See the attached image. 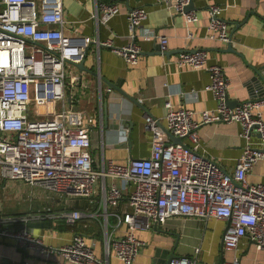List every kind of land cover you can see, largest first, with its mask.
<instances>
[{
	"label": "built area",
	"instance_id": "2783aa9c",
	"mask_svg": "<svg viewBox=\"0 0 264 264\" xmlns=\"http://www.w3.org/2000/svg\"><path fill=\"white\" fill-rule=\"evenodd\" d=\"M157 1L183 16L187 25L199 21L195 8L187 10L191 0ZM93 2L88 19L98 25L121 11L118 2ZM224 10L218 4L206 8V36L229 45L234 39L222 17ZM147 16L144 6L129 10L130 42L125 45H116L110 38L94 41L111 48L130 65L141 57L137 37L157 41L164 55L169 38L145 29ZM65 23L63 0H0V179L49 189L66 200L89 197L105 205L117 204L127 193L131 209L119 218L127 230L123 236L106 237L104 257L81 234L65 245L53 246L32 228L3 227L1 221L0 241L11 240L45 259L60 253L71 264H112V258L133 264L147 245L137 236L139 230L160 227L171 218L189 217L226 221L222 240L227 250L238 249L244 239L264 250V184L248 181L255 164L264 158V97L229 106L226 99L231 81L223 67L209 63L205 48L181 51L172 63L179 69L205 70L209 74L205 90L213 93L218 104L193 111L173 108L168 102L165 125L158 117L145 116V129L152 134L148 157L130 158L125 164L103 159L100 167H94L89 127L82 114L66 104L65 95L68 64L82 62L91 39L73 42L64 33ZM192 36L189 30L186 37ZM70 77L73 86L83 80L79 74ZM107 91L112 89L107 87ZM55 103L60 107L50 109ZM219 121H238L243 128L246 144L232 172L219 166L201 145L200 126ZM168 132L183 138L182 143H174ZM83 216L77 210L64 214L72 224ZM199 252L198 247L195 254ZM170 264L205 263L182 256L171 259ZM226 264H242L241 258L235 255Z\"/></svg>",
	"mask_w": 264,
	"mask_h": 264
},
{
	"label": "crops",
	"instance_id": "0c3cea01",
	"mask_svg": "<svg viewBox=\"0 0 264 264\" xmlns=\"http://www.w3.org/2000/svg\"><path fill=\"white\" fill-rule=\"evenodd\" d=\"M104 1L120 3L121 11L107 23L98 25L88 19L93 0H63L65 35L73 42L91 39L82 60L84 68L68 64L71 68L65 83V95L66 104L81 113L83 123L89 127L94 167H100L103 159L125 164L130 158L148 157L152 134L145 129V116L158 117L165 125L163 117L168 112V102L173 108L193 111L212 109L218 104L213 93L205 90L209 83V74L205 70L179 69L172 63L181 51H192L197 47L207 50L209 63L222 66L231 81L227 91L232 104L255 98L258 79L264 76V0H194L199 21L192 25H187L183 16L170 12L157 0ZM210 4L225 6L222 17L231 29L234 39L231 45L207 38L209 18L206 8ZM136 6H144L148 11L143 23L145 29L169 38L168 56L159 52L157 41L137 37L141 57L136 65H130L111 48L95 43L94 40L107 38L116 45L129 43L128 12ZM189 30L193 31L191 39L186 37ZM72 73L83 76L82 82L73 86ZM108 81L117 88L107 91ZM49 107L56 109L58 105L55 103ZM199 129L206 154L224 170L232 172L246 144L241 135V123L219 121L203 124ZM10 180L0 182L7 187ZM248 181L264 184V158L255 164ZM101 184L98 183L100 196ZM19 185V190L28 192V208L16 209L11 214L0 213L3 227L18 228L11 226L12 222H24L25 226L42 235L46 244L53 246L65 245L75 234H81L101 257L107 248L106 237H120L127 230L126 224L119 222L123 212L131 209L127 193L117 204L105 205L89 197L66 200L49 189L23 181ZM11 208H15L14 205ZM73 210L81 211L84 216L72 224L66 222L64 214ZM225 227L226 221L218 219L203 221L178 217L168 219L160 227L141 229L137 236L147 245L133 264H152L156 253L162 252L166 258L170 255L172 259L196 257L205 264H226L235 255L241 258L242 264H264V250L249 239H244L238 249H225L222 240ZM198 247L200 252L196 255ZM111 261L112 264H121L115 258ZM0 264L71 263L66 262L60 253L45 259L32 249L2 239Z\"/></svg>",
	"mask_w": 264,
	"mask_h": 264
},
{
	"label": "rangeland",
	"instance_id": "374dc122",
	"mask_svg": "<svg viewBox=\"0 0 264 264\" xmlns=\"http://www.w3.org/2000/svg\"><path fill=\"white\" fill-rule=\"evenodd\" d=\"M72 71L76 72L74 69ZM59 107L60 106H58V108ZM19 182V180H10V184L8 183L7 187L0 182V213L11 214V212L16 211V209L17 211H23L28 208L26 205L29 203L28 192L26 191L23 193L21 189H18L21 188ZM36 189L38 190L39 188ZM12 205H14L15 208H11Z\"/></svg>",
	"mask_w": 264,
	"mask_h": 264
},
{
	"label": "water",
	"instance_id": "95a60500",
	"mask_svg": "<svg viewBox=\"0 0 264 264\" xmlns=\"http://www.w3.org/2000/svg\"><path fill=\"white\" fill-rule=\"evenodd\" d=\"M193 8H195V6H194V0H191V3H190V5L187 7V10H191V9H193ZM229 45H231V43H229ZM159 46V45H158ZM159 52H160V50H159ZM161 53V52H160ZM166 56H168V51L166 52V54H165ZM78 68H80V69H82V68H84V63L83 62H81V63H74ZM108 84H109V87L110 88H117V87H115L114 86V84L113 83H110L109 81H108ZM257 93H254V95L253 96H255V98H262V97H264V76L263 75H261V78H259L258 79V83H257ZM135 101H137V100H135ZM226 101H227V104L229 105V106H235V105H240V104H242L241 102H236L237 104H232V102H230V100H229V97H228V95H227V99H226ZM168 134H169V136H170V138L172 139V141L174 142V143H176V142H179V143H182V141H183V138H181L180 136H174V135H172L171 133H169L168 132ZM171 259H172V256L170 255V257H168V258H166L165 257V253L164 252H162L161 254L160 253H156V255H155V257H154V259H153V262H152V264H170V262H171Z\"/></svg>",
	"mask_w": 264,
	"mask_h": 264
},
{
	"label": "trees",
	"instance_id": "16d2710c",
	"mask_svg": "<svg viewBox=\"0 0 264 264\" xmlns=\"http://www.w3.org/2000/svg\"><path fill=\"white\" fill-rule=\"evenodd\" d=\"M25 224L26 223H24V222H18V221H16V222H12L11 226H17L19 228V227H25Z\"/></svg>",
	"mask_w": 264,
	"mask_h": 264
}]
</instances>
